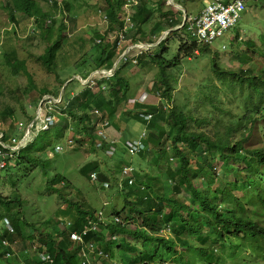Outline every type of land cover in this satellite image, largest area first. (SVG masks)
Listing matches in <instances>:
<instances>
[{"label": "trees", "instance_id": "obj_1", "mask_svg": "<svg viewBox=\"0 0 264 264\" xmlns=\"http://www.w3.org/2000/svg\"><path fill=\"white\" fill-rule=\"evenodd\" d=\"M253 1H261L264 5V0ZM59 2L71 22L75 17L71 15L72 3ZM104 3V14H108L109 20L112 18L120 30L121 21L117 18L123 2L104 0ZM140 3L131 18L132 29L123 35L131 42L144 41L148 36L144 25L151 17V10L142 1ZM56 4L54 1L50 6ZM0 7L9 13L11 21L14 13H22L33 20L36 29L31 40L39 36L47 44L35 61L46 73H55L56 54L65 45V24L55 19L52 24L58 23L56 29L43 27V20L52 15L36 0H4ZM169 15H174V19L165 18ZM161 16L163 20L160 18V23L152 26V32L171 29L182 20L172 9ZM109 27L103 32L92 31L90 38L85 39L89 49L74 63L79 75L111 68L116 48L113 42L106 41V35L113 31L112 25ZM178 32L184 36L176 39L178 35L170 31L165 39L150 48V52L134 57L133 63L132 59L121 60L112 79L95 83V92L81 88L74 97L63 99L64 108L58 107L55 125L38 131L15 152L9 153L0 147V152L6 155L0 169V264H225L235 259L238 263H264V128L261 122L264 120V36L258 44L260 50L256 42L244 39V47L250 48L255 58L247 51L237 54L239 66L233 70H223L215 59L219 51L213 52L215 57L210 59V68L217 81L224 89L229 83L238 85L236 89H226L224 101L209 80L193 90L196 97L187 92L186 100L177 106L173 99L176 91L186 93L184 87L178 89L184 66L196 59V52L202 48L199 54L206 57V47L210 46L196 43L185 25ZM233 38L236 45H243L239 34ZM176 41L177 45H173ZM234 47L229 45V50ZM26 66L25 60L19 59L13 50L4 53L0 63L9 78L21 74L27 83L25 91L30 92L37 88ZM127 67L129 72L135 68V74H122ZM142 69L152 77L146 92L156 93L165 104L173 99L171 107L164 104L142 106L134 101L130 110L116 116L118 108L132 100L139 89L140 83L137 87L130 85L132 80H138ZM65 81L58 82L51 92L44 87L37 89L38 93L40 96L56 95ZM71 83L64 87V94ZM102 83L106 85L103 90L100 89ZM2 90L0 85V97ZM233 107L238 113L232 112ZM215 113L217 118L212 120ZM148 114L152 119L147 122L143 117ZM224 115L228 116L226 121ZM66 116L73 118L72 126ZM127 117L144 128L138 137L126 136L128 140H120L129 158L124 163H114L117 160L112 158L116 156L118 143H106L105 136L97 135L96 129L102 123L106 124L105 129L107 126L118 129L119 123ZM15 119V109L3 106L0 123ZM68 127L72 129L71 139L76 144H87L94 153L104 151L108 155H101L102 163L95 159L80 169L96 193L115 200L114 205H117L105 215L110 221L95 229H85V226L89 227L88 221L97 217V211L77 197V202L66 198L64 191L69 188V182L53 167L52 152L56 151L55 146ZM253 131L259 134V146L254 144ZM11 140L14 139L6 132L2 133L3 144ZM50 141L57 143L51 146ZM132 141L139 142V147L129 154L125 143ZM139 160L145 163V169L140 167ZM37 168L44 175L47 169L51 170L45 190L56 194L60 200L51 220L28 219L26 215L31 206L20 195L21 183ZM125 169L129 171L123 173ZM92 174L94 180H91ZM76 192L79 191L74 194ZM117 197L121 203L117 202ZM125 211L129 215L122 219L121 213ZM113 217L121 221L113 222ZM129 237L135 243H130ZM17 242L22 244L19 256L13 249ZM89 244L95 251L93 248L87 250L85 256L84 248ZM25 245L30 251L33 248L32 252H28ZM138 245L142 246L141 251ZM242 253H247V257L240 258ZM40 254L44 259L39 258ZM115 259L118 262L115 263Z\"/></svg>", "mask_w": 264, "mask_h": 264}, {"label": "rangeland", "instance_id": "obj_2", "mask_svg": "<svg viewBox=\"0 0 264 264\" xmlns=\"http://www.w3.org/2000/svg\"><path fill=\"white\" fill-rule=\"evenodd\" d=\"M3 1L4 0H0V3L2 4ZM59 1L71 0H58V2ZM141 1L147 8L151 10V17L144 25V31L146 34H148V36L144 39V41L140 42L151 43L153 46H155L157 42H159L160 39L163 36L165 37L166 35L164 34L167 31L166 28L159 29L156 33L151 31L152 26H154V24L156 26V22L160 23V20H163L161 14H164L165 12H168L170 9H172L175 15H179L180 19H182L181 23H183V17L185 16V14H187L188 18H193L195 16V13H198L205 6V1L210 2V0H174V5L169 6L167 4V0H126V4L132 6L136 4L141 5ZM212 1L214 2V0ZM71 3L73 5L71 13L73 16H75L71 22L70 20H68L69 15L63 14L62 11L54 10L53 8L50 9L49 7L44 8V10L48 11L51 15L57 17L58 21L64 23L65 26H67V29L72 28L71 31H67L66 29L64 33L66 40L64 41L63 39V43L65 45H63L59 52L56 54V58L54 61L56 67L55 73L59 74L58 79L55 77L54 74L46 73L44 69L35 61V58L42 54L45 47V42L39 36H36L35 40H31L35 37L30 34L32 24L31 19L26 18L20 14H15L13 21H10L9 13L1 9V7L0 63L2 64L3 54H6L9 51L13 50V52L18 56L19 59L25 60L27 65L26 68L32 74V78L34 80V85H36V88L41 89L45 87L48 92L53 91V89L57 87L58 82L65 80L69 76H71V71H73L74 63L82 57L83 53L86 50L89 49V44H86L85 42L86 37H89L92 34V31L103 32V30L110 28L107 22H102V16L105 11L104 0H72ZM178 5H181L185 12L179 10ZM244 5L245 10L241 13L240 19L238 23L234 26V28L230 31L225 32L224 35L220 38L211 41L209 44L210 46L206 47V51H208L205 54H207V56L205 57V55L199 54V52H202V48L198 52H196L198 54V57L196 59L189 60L186 63V65L184 66V74L178 79V89L184 87V89H186V93L184 94L181 90H177L176 94L173 97L174 104L178 106L180 105V103H183L186 100L185 96L187 95V92H189L193 97H196V92L193 90L199 88L201 84L204 85L208 83L209 80L218 88L217 94L222 100L223 94L228 93L226 89L238 88V85L236 84L235 86L234 83H229L228 85H226V89L222 87V85L217 81V79L211 72L210 59L215 57L213 55V52L218 50L219 52H216L217 57L215 58L218 65H220L223 70H233L239 66V62L236 58L237 54H242L244 51H247L252 58H255L254 53L250 52L251 49L247 48L246 46L244 47V45H246L244 39L247 38L254 43L256 42L255 44L260 50L261 47L258 46V44L262 43L261 38H263L264 36V5L261 1L253 0H244ZM121 16L122 14L120 15V20ZM165 18L174 19V15H169ZM90 19H93L94 21L92 20L88 24H86L85 21H88ZM14 22H16L17 35H12L11 33ZM163 24L165 23L163 22ZM44 25L46 27L50 26L48 18H45ZM181 29L182 27L180 26H173L171 29H169V31L175 32L176 36L178 35L176 39H179L184 36L182 32L180 34L178 32ZM113 30L114 31L106 35V41L112 42L115 39L116 32L118 31V29L116 27H113ZM57 33L60 34V32ZM238 34L243 40V42H241V44L243 45H236V43H234L235 39L233 37ZM128 43L133 42L125 40L118 43L119 46H117V49L115 50L116 59L129 55V50L132 48V46ZM173 45H177V41L173 43ZM200 45L205 46L204 44ZM229 45L235 47L229 50ZM121 48L123 49L120 51ZM209 51H211V54L208 53ZM258 58H260V56H258ZM128 68L129 67L125 68L122 74L127 73L130 75H134L136 69L133 68L129 72ZM108 73L109 71L102 72L98 75L102 76L106 74V76H108ZM72 78L73 77H71L70 79ZM139 83L140 87L134 93V98L132 100H135L137 104L142 106L154 104H157L156 106H160V96L146 92V90L149 89L152 84V77H150L144 69L139 72L138 80L131 81L130 86L137 87L139 86ZM26 84V79L24 77L20 76L17 79L9 78L7 73L2 68H0V85L3 89L0 97V111L5 105L13 107L16 111V119L13 122L6 121V123H0V132H6L8 137H11L16 141L22 136V133L25 132V128L30 125V121L32 120V118H34V113L37 109V106L41 102L40 92L38 93L37 89L30 92H26ZM79 89L80 88L77 85L72 84L71 87L64 94V97L67 98L72 91H74L75 93L76 91H79ZM141 94H146L147 97L144 99ZM47 95L57 100L58 96L61 95V93L59 91L56 93V95L50 93ZM173 99L171 102H166V104L165 101L162 102L164 105L167 106V108H169L172 105ZM130 101L126 105H122L118 108L116 116H119L126 110H130L132 108L133 103ZM55 104L61 105V99H59L58 102H56ZM62 108L64 107L62 106ZM225 109H228V105L226 104ZM238 111L239 110L236 107H233L232 112L234 114L235 112L238 113ZM240 113L242 115V112ZM66 117L68 118V120H70L69 126H72L71 119L73 118H70L68 116ZM216 118L217 114L215 113L212 120ZM151 119L152 118L150 115L149 120ZM227 119L228 116L224 115L223 120L226 121ZM261 122L264 128V120H261ZM10 124H12L13 126H10ZM143 128V125H139L137 122L131 119V117H127L125 119H122V122H120L118 125V129H114L113 127L109 126H107V129H105V127L101 128L100 126H98L96 131H103L106 143H111L112 141L114 143H118V146L115 148L114 152L116 156L113 157L112 160H117V162L114 163H124L125 159H128L129 157L128 154L124 153V151L126 150L123 142H120V140H128H125L126 136L132 139L138 137L139 133H142ZM71 130V127H68L62 132L59 143L56 146L59 145L63 148H61V150H59L58 152L53 151V158H51L53 159V167L59 173L64 174V176L69 182V188L64 191L65 197L73 202H77V200H83L87 203V205H89V207L93 208V210L97 212L101 211L102 213H105V215H108L113 210V207L117 208V205H114L115 200L108 199L104 194L101 195L99 193H96V190L91 186L90 182H88L80 173L81 167L86 165L88 162L96 159L98 161L100 160V162L102 163L101 155H108L105 154L102 150L101 151L103 153L101 152V154H96L93 152L92 149H88L87 144L78 145L73 141V139L72 141L74 144L67 145V141L72 138ZM36 134L37 132L36 130H34L32 135L26 142L34 138ZM252 136L254 138L255 146H259L260 138L258 132L253 131ZM56 143L50 141L51 146H54ZM96 143H98L97 140L95 141V144ZM65 154H67V158H64ZM139 161L141 162L140 167L142 169H145V163L141 160ZM171 163L172 166L176 165L173 160H171ZM46 173L44 175L43 172L37 168L33 173L29 174L27 179H25L21 183V187L23 188L20 191L21 198L26 200L29 207L31 206V210L27 211L26 217H28V219L32 217L34 221H39L41 217H43L44 219L51 220L53 218L52 213L56 210L58 202H60V200L57 199L56 194L47 193L45 190V183L47 179H49L52 175V172L49 169L46 170ZM76 190L79 192H76L74 194ZM112 198H114V196H112L111 199ZM116 200L117 202L121 203L118 197ZM121 215V218L123 219V216H128L129 213L125 211L122 212ZM133 227L134 226H131V228ZM160 234L164 235L163 232H161ZM128 241L130 243H135V241L131 239V237L128 238ZM25 246L28 248V245ZM21 248L22 244L19 242L13 245V249L15 250V252H17V256L21 254L18 251ZM138 250L141 251L142 246L139 247L138 245ZM244 257H247V253L241 254L240 258ZM114 262L116 263L118 261L115 259ZM225 264H238V262L235 259L233 262L227 261ZM250 264L253 263L251 262Z\"/></svg>", "mask_w": 264, "mask_h": 264}, {"label": "clouds", "instance_id": "obj_3", "mask_svg": "<svg viewBox=\"0 0 264 264\" xmlns=\"http://www.w3.org/2000/svg\"><path fill=\"white\" fill-rule=\"evenodd\" d=\"M37 2H39L44 8H46V7H49L50 9H54V10H58V11H62V9H61V5H60V2H58V0H46V2H44L43 0H36ZM54 1H57V4L55 5V7H51L52 6V3L54 2ZM72 1V0H71ZM70 1V2H71ZM122 2H123V5H122V8H121V11H120V13L118 14V18H117V20H119L120 19V15L122 14V16H121V22H120V26L119 27H121V29L119 30L118 28V31L116 32V37H115V39L112 41L113 42V45H114V47L117 49V46H119L118 45V43L119 42H121V41H125V40H129L130 42L132 41L131 39H126L123 35H126L127 34V32L130 30V29H132V23H131V18H132V16H133V14H134V12H135V9H136V7L138 6V4H136V5H134V6H132V5H127L126 4V0H121ZM221 2H222V0H220ZM231 1H233V0H231ZM173 2H174V0H167V4L169 5V6H172V5H174L173 4ZM208 3V2H207ZM207 3H205V5L207 4ZM50 4H51V6H50ZM179 6V5H178ZM175 7V6H174ZM43 8V9H44ZM178 9L179 10H181V11H183V12H185L184 11V9H183V7L180 5L179 7H178ZM202 10V9H201ZM200 10V11H201ZM199 11V12H200ZM63 12V11H62ZM198 12V13H199ZM198 13L193 17V18H195L197 15H198ZM15 14H20V15H22V16H24V17H26V18H28L27 16H25L24 14H22V13H14L13 14V19H14V16H15ZM63 14H65L66 15V13H64L63 12ZM71 15H72V13H71ZM108 14H103V16H102V22H107L108 23V25H112V27L111 28H113V27H116V25H115V23H114V21H113V19L112 18H110V20H109V16H107ZM30 19V18H29ZM57 20V17H54L53 15L51 16V18H48V20H49V22H50V26H53V28L54 29H56L57 27H58V23H55V24H52L53 22V20ZM183 19H184V21H183V23H179V24H177L176 26H180V27H182V26H184L185 25V27H186V30L188 31V25H189V22L188 21H186L187 19H188V16H187V14H185V16L183 17ZM45 20V19H44ZM44 20H43V27H45V28H51L50 26L49 27H46L45 25H44ZM93 19H90V20H88V21H85V23L86 24H88L90 21H92ZM11 21V20H10ZM58 21V20H57ZM94 21V20H93ZM16 22H14L13 23V29L11 30V33H12V35L14 34V35H17V29H16V25H14ZM31 30H30V34L31 35H33V33H35L34 32V30L36 29L35 27H34V22H33V20L31 19ZM175 26V27H176ZM67 27V26H66ZM52 28V29H53ZM53 29V30H54ZM67 29V28H66ZM174 29V28H173ZM105 30H108V29H105ZM13 31H14V33H13ZM68 31V30H67ZM114 31V30H113ZM56 32V31H55ZM110 32H112V31H110ZM109 32V33H110ZM168 32H170L169 31V29L164 33V34H168ZM166 35H165V37H166ZM224 35V34H223ZM222 35V36H223ZM164 37V36H163ZM161 38L160 39V41H162L163 39H165V37L164 38ZM87 38H90V36L88 37H86V39ZM218 38H220V37H218ZM217 39V38H216ZM194 40V39H193ZM215 40V39H214ZM159 41V42H160ZM195 41V40H194ZM213 41V40H212ZM99 42V40L98 39H96L95 40V43H98ZM112 42H110V43H112ZM159 42H157V44L159 43ZM196 42V41H195ZM197 43V42H196ZM128 44H130L131 46H132V48L129 50V55H126V56H123V57H121V58H119V59H116V58H114V61H113V64H112V66H111V68H100V69H95V70H91L90 72H88L87 73V75L86 76H81V75H79L78 73H77V71H75V64L73 65V74L71 75V76H69L67 79H65L66 81L63 83V85H62V87L60 88V93H61V95H59L58 96V99L56 100V99H53L52 97H50L49 95H47V94H49V93H46V94H43V95H41V102L38 104V106H37V109H36V111H35V113H34V118H32V120L30 121L31 123L30 124H32L33 126H35L37 129H36V132H38V131H44V130H48V128H50V127H52V125L54 124L55 125V117H56V115H58L59 114V111H58V107H60L61 105L63 106L64 105V102H62L63 101V99H65V97L63 96V94H64V87L68 84V83H70V82H72L70 85H69V87L67 88V90L71 87V85L72 84H75V85H77L80 89L81 88H88V89H90L92 92H95L96 91V89L97 88H95V83L96 82H101V81H106V80H109V79H112V76L114 75V72H115V70H116V66L120 63V61L121 60H124L125 58H127V59H132L131 60V62L133 63L134 62V57H136V56H138L139 54H141V53H145V52H150V48H152V47H154L151 43H146V42H140V41H138V42H133V43H128ZM156 44V45H157ZM198 44H204V45H206V44H210V43H198ZM47 46V44L45 43V47ZM44 47V48H45ZM115 49V50H116ZM123 48H121L120 49V51L122 50ZM115 57H116V55H115ZM80 60V59H79ZM78 60V61H79ZM78 61H76V62H78ZM55 69H56V67H55ZM109 71V75L108 76H106V74H104V75H102V76H99L98 74H100V73H102V72H108ZM57 72V71H56ZM52 74H54L55 75V77L58 79V73H52ZM20 76H22L21 74L20 75H18L17 76V78H19ZM23 77V76H22ZM71 77H73L72 79H70ZM74 77H75V79H74ZM16 78V79H17ZM62 81H64V80H62ZM105 84L104 83H102V86L100 87V89L101 90H103L104 88H105ZM79 89V90H80ZM58 91V92H59ZM76 91V90H75ZM67 92V91H66ZM78 93V91H76L75 93H74V91H72L70 94H69V96L67 97V99L68 98H72V97H74L76 94ZM142 95V97L145 99L146 97H147V95L146 94H141ZM153 95H157L156 93H154ZM59 99H61V105H56L55 103L56 102H58V100ZM135 100H131L130 102H134ZM159 102L161 103L160 105H162L163 104V102H162V98L160 97L159 98ZM157 104H154L153 106L154 107H160V106H156ZM166 106V105H165ZM167 107V106H166ZM143 119L145 120V121H149V119H150V114H148V115H144V117H143ZM105 125L106 124H104V123H102L101 125H100V127L101 128H103V127H105ZM29 126V125H28ZM27 126V127H28ZM26 127V128H27ZM26 128H25V132H26ZM25 132H23L22 133V136L16 141V140H11V141H9L7 144H3L2 142H1V139H0V142L2 143V145L4 146V148L3 147H1V148H3L4 150H6V151H9V153H13V152H15L16 150H18L20 147H22L25 143H27L26 141L29 139H26V141L24 142V144L22 143L21 144V142H22V140H23V138H24V134H25ZM34 132V130H32V132L30 133V136L32 135V133ZM103 132V131H102ZM2 131L0 132V134H1V136H2ZM97 135H99L98 134V132H97ZM103 135H104V133H103ZM29 136V137H30ZM100 136V135H99ZM101 137H103V136H101ZM105 138V137H104ZM129 143H134V141H132V142H127V143H125V145H127V144H129ZM72 144H74L73 143V141H72V139H69L68 141H67V145H72ZM56 147H60V150H61V148H63L62 146H56ZM56 147H55V150L56 151H59V150H57L56 149ZM12 149V150H11ZM14 149V150H13ZM130 154V153H129ZM5 157H6V155L5 154H3V153H1L0 152V169L1 168H3V166H4V164H5V161H4V159H5ZM124 173V172H123ZM91 180H94V174H92V176H91ZM96 218H94V220L93 221H88V224H90V226L88 227L87 225L85 226V229H89V228H92V229H95L96 228V226H98V225H101V224H106L105 222H109L110 221V219H108L106 216H105V213H102L101 211H98L97 213H96ZM121 220H120V218H117V217H113V222H120ZM83 233H86V230H84L83 231ZM74 236H77L76 234H73ZM5 244V243H4ZM35 246V245H34ZM33 246V247H34ZM93 248V246L91 245V244H89V245H85V248H84V255L86 256V251L87 250H90V249H92ZM33 249V248H32ZM32 249H31V251H30V247L28 246V248H27V251L28 252H32ZM93 250L95 251V248H93ZM8 256V255H7ZM39 258L40 259H44V255L42 254H40L39 255ZM238 264H242V263H238ZM264 264V263H263Z\"/></svg>", "mask_w": 264, "mask_h": 264}, {"label": "built area", "instance_id": "obj_4", "mask_svg": "<svg viewBox=\"0 0 264 264\" xmlns=\"http://www.w3.org/2000/svg\"><path fill=\"white\" fill-rule=\"evenodd\" d=\"M244 10L245 5L242 0H233L229 4H223L220 0H214L213 3H207L195 18H188L186 20L189 22L188 31L197 43H210L212 40L221 37L228 29L234 27ZM36 129L35 126L30 124L26 128L21 144H24L32 130ZM98 134L103 136L102 131H99ZM1 137L0 134V139ZM0 146L4 148L1 142ZM127 146L128 152L133 154L138 151L139 142L129 143ZM56 149L60 150V147H56ZM111 151L112 149L108 153L110 154ZM127 171L129 169H125L123 172Z\"/></svg>", "mask_w": 264, "mask_h": 264}, {"label": "crops", "instance_id": "obj_5", "mask_svg": "<svg viewBox=\"0 0 264 264\" xmlns=\"http://www.w3.org/2000/svg\"><path fill=\"white\" fill-rule=\"evenodd\" d=\"M205 3H207V1H205ZM197 13H195V15H196Z\"/></svg>", "mask_w": 264, "mask_h": 264}, {"label": "bare ground", "instance_id": "obj_6", "mask_svg": "<svg viewBox=\"0 0 264 264\" xmlns=\"http://www.w3.org/2000/svg\"><path fill=\"white\" fill-rule=\"evenodd\" d=\"M177 8V7H176ZM64 221V220H63ZM90 226V225H89ZM98 230V229H97ZM4 246V245H3Z\"/></svg>", "mask_w": 264, "mask_h": 264}]
</instances>
